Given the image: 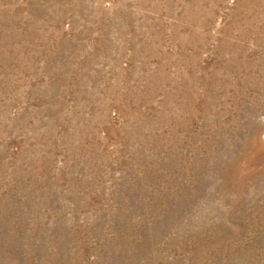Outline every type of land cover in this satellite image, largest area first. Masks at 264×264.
Masks as SVG:
<instances>
[{
  "label": "rangeland",
  "instance_id": "obj_1",
  "mask_svg": "<svg viewBox=\"0 0 264 264\" xmlns=\"http://www.w3.org/2000/svg\"><path fill=\"white\" fill-rule=\"evenodd\" d=\"M0 264H264V0H0Z\"/></svg>",
  "mask_w": 264,
  "mask_h": 264
}]
</instances>
